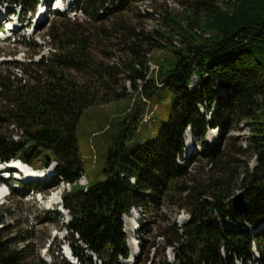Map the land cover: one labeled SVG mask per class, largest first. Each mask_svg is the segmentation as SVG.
Masks as SVG:
<instances>
[{
    "label": "trees",
    "instance_id": "trees-1",
    "mask_svg": "<svg viewBox=\"0 0 264 264\" xmlns=\"http://www.w3.org/2000/svg\"><path fill=\"white\" fill-rule=\"evenodd\" d=\"M146 1L154 0H76V6L92 22L87 24L99 23L104 33L101 26L107 19ZM179 1L183 12L166 11L163 24L168 30H154L153 36L135 32L117 18L112 28L121 42L117 53L99 50L103 61L116 57L112 67L97 61L91 52L97 47L96 30L91 38L89 30L81 28L80 22L71 25L69 18L57 32L47 33L57 47L50 60L0 62V162L20 160L34 169L56 163L51 182L19 186L22 191L40 193L59 182L71 186L62 199L71 216L65 226L70 231L67 240L75 241L71 245L79 264H97L92 255L100 264H121V258L129 257L123 216L132 208L150 213L163 198L189 215L181 228L172 223L160 229L157 235L164 240L163 248L177 251L178 244L191 239L199 245L198 252L195 246H186L177 264H264V0ZM38 2L0 0V5L18 7L25 20ZM133 37L147 48L131 41ZM154 49L171 53L156 59L157 65L151 62L154 68L150 69L148 53ZM14 68H19L21 77L12 72ZM124 82L132 87V107L107 151L102 168L105 179L88 182L87 188L80 186L85 174L75 136L77 124L89 108L128 100ZM164 85L174 97L172 114L154 142L139 141L134 149H127L126 142H132L147 106L154 115L151 94ZM216 88L227 93L217 95ZM241 121L250 128L246 149L231 150L230 138L223 145L220 137L214 145L207 143L208 130L229 132ZM188 131L208 161L205 173L195 170L205 176L203 181L188 172L194 163L192 157H184ZM243 153L254 157V167L249 166L250 157L243 162L235 156ZM241 162L245 169L239 180L236 167ZM182 180L188 185L179 188ZM234 189L244 192L245 214L231 210ZM8 212L9 208L0 207V264H32L28 263L29 250L34 252L32 234L19 229L12 233L16 227L4 224ZM49 215H43L42 223L59 222ZM217 220L235 227L216 224ZM142 248L145 251L144 242ZM141 262L145 263L138 259ZM168 263L166 258L153 264Z\"/></svg>",
    "mask_w": 264,
    "mask_h": 264
},
{
    "label": "rangeland",
    "instance_id": "rangeland-1",
    "mask_svg": "<svg viewBox=\"0 0 264 264\" xmlns=\"http://www.w3.org/2000/svg\"><path fill=\"white\" fill-rule=\"evenodd\" d=\"M66 1H73V3L68 6H66V3H64L65 5L62 8L67 9V13H65L66 15L64 16H60L53 13V8H59L62 6L59 5V0H55V2H53V0H40V4L36 7L35 13L30 17L29 21L31 26L29 28L25 26L26 22L22 25L20 23H17V25L20 27V30L16 32V34L11 35V33L8 31L3 34L4 37L9 35L11 40L8 42L0 41V60H9L10 58L14 59V57L18 54H22L23 60H25L27 57L38 56V52H48L50 55L52 54L50 49L55 50L54 54H56V43H52V41L50 42V40L46 37L47 33L57 32V29L59 27H62V24H65L63 20H67V18L71 17L69 23L72 25V22H80L79 25L81 26V28L89 30V36H91V38H93L94 30H96L98 36L96 39H93V41L97 44V47L95 49L92 48L91 52L97 55V61L99 60V62L112 67L113 63L118 62L116 57L111 55L108 61H103L102 55L99 54V50L102 49L104 53H117L116 49L119 47V44L121 42L117 39L118 35L114 34L112 29L114 27L113 23L117 20V18H120L119 20L123 22V24H127L129 28L132 27V29H135V32H140L143 30L145 33L153 36L154 30L162 31L163 28H165L164 30L166 31L168 30L163 24V22H165L164 18L166 16V11L170 13L183 12V8L180 6L179 0H154L136 3L131 5L133 7L131 11L124 10L123 12L115 13L116 19L113 16H109L111 17V19H107L103 23L104 25L101 26V28H103V30L105 31L103 33L100 29L99 23H96L92 26L87 24L91 21L86 20L85 17L78 12V8L75 5L76 0ZM4 6L5 8H9L8 5L4 4ZM0 9L4 11V16L0 19L2 22L11 18L8 16V13L5 12L4 7H0ZM72 15L75 16L73 17ZM12 18L15 19V16H12ZM12 24L14 25L15 23ZM99 31L101 33V36L99 34ZM31 34L33 37H35L34 41L36 42L37 46L29 45L26 47L20 42V39L19 41L17 39L18 35L30 37ZM123 37L127 36L123 34ZM130 40L134 41L135 43L141 44V42H139V39H137L136 37H133ZM43 41H45L46 43L43 44ZM141 46L147 48L148 45L142 43ZM170 53L171 51L169 49H154L153 51L148 53V56H152L150 62H152V64L154 65H157L156 59L160 60L162 56L167 54L169 56ZM124 54L125 53H123V55ZM150 62H148V65H150ZM164 62L168 61H160V63ZM153 68L154 66L150 65V69ZM123 85L125 87L126 93H128V100L123 99L117 103L109 104L106 106H96L89 108L84 111L77 124L75 136L77 140L79 156L81 158V163L85 174L79 181L80 186L87 188L88 182H101L105 179L104 175L102 174V168L107 151L112 145L113 141L118 137L120 129L119 126L123 117L132 107V100L130 101V99H133V92L131 91L132 87H130L129 82H124L122 86ZM215 93L222 96L225 95L227 91L221 88H216ZM173 98V94L167 85L159 88L157 87L153 91L150 96V103L154 109V115L148 116L145 112L147 116H145L143 120L145 122V118L150 117L149 123H151V125L148 126L146 124H141L138 131L133 134L132 142H126L127 149H134L138 145L139 141L151 143L156 140L158 134L161 131V128L172 114ZM215 106L216 105L212 106L211 111L213 110V108H215ZM200 110L201 112H204L203 108H200ZM249 134L250 128L245 124V122L241 121L235 122L229 132L224 131L223 133H221L220 130H208L206 141L209 145H214L217 143L218 138L220 137V144L223 145L226 144V142L230 138L229 143L233 145V148H231V150L236 151L238 150V148L244 150L246 149V141L248 140ZM185 139L187 148L185 149L186 154L184 155V157H190V159L192 157L194 159V163L188 166L191 167V171H188L190 172V177L199 175L201 181H203L205 176H203V174L199 172H196L195 170L203 171L205 173L209 168V166H205L208 161L200 155L201 147L198 141L197 143H195L192 139L189 138L188 134L187 136H185ZM243 154L244 155L236 154L235 156H237V158L244 162L251 155L249 153ZM230 155H232V152L230 153ZM250 159L251 161L249 162V166L254 167V157H250ZM183 164H185V162ZM244 169L245 166L242 162L240 163L239 167H236L238 175H240L239 180H241L244 176ZM37 171L33 172L36 174L34 175L35 177L32 178L33 180L50 182L55 177V167H53L52 165L49 168H46L45 171L43 169H39ZM42 171H44L43 173L52 171L53 174L46 177L43 176ZM6 173L7 170H3V172H0V179H2L3 174ZM37 175L41 176L42 178H39ZM23 178L24 177H22L21 182L32 183L30 181H25ZM182 182L183 183L179 186V188L188 185V183H186L187 181L182 180ZM0 184L4 183H2L0 180ZM5 185L4 186L7 187L6 189L9 191L6 198L0 201V207L9 208L10 212H8V214L4 216V224L16 227L12 233H16V231L19 229L20 231H22V233L27 230V232H30L32 234L31 243L34 244V252H31L29 250L30 254L28 263L64 264L63 260H67L65 258L66 249L68 247L70 248V246L72 248L71 243L75 244L74 240H67L70 236V231L65 228V226L70 223L71 217L68 213L65 212L64 209L63 212L61 206H51L49 204H45V200L46 197L48 200L53 193L60 194L62 198L64 193L70 191V186L59 182L57 186L53 187V189H51L49 192L40 193L33 189L22 191L23 189L20 188L19 184L15 185L14 188L12 186L8 187V184L6 183ZM14 189L15 191H13ZM178 192L179 191L176 190L173 194V197H176ZM238 192H240V190L234 189L233 196ZM135 210H130V213H128L130 215H126L122 219V232H124L125 237H127L130 256L128 259H121L120 263L130 264V260L132 259L131 251L135 248H139L140 254L136 255L133 258V261H135L137 257H141L142 261L146 259V262L148 260L147 264H152L153 262H160L166 260L167 258L169 262L173 263L176 249H167L168 247L163 248L164 240L163 238H161V236H158L157 233L161 228H164L172 223L175 224L178 228H181L182 224L187 221L185 218L186 213H184V216H182L178 212H182L185 210L179 209L177 205L171 204V202H169L167 198L161 199L156 208L150 210V213H146L143 209ZM48 214H51L49 215L50 220L57 219L59 222L57 224L42 223L43 215ZM221 223L229 228L234 226L229 221H227L226 223L220 222L218 220L216 221V224ZM141 238L143 240L142 243L144 242L145 244V253H143L140 248ZM75 239H77V236L75 237ZM19 246L22 247L23 244L20 243ZM31 254H35L38 259L32 257ZM254 255L256 259L259 258L257 253H254ZM92 259L95 263L100 264L95 255H92ZM146 262L144 264H146Z\"/></svg>",
    "mask_w": 264,
    "mask_h": 264
},
{
    "label": "bare ground",
    "instance_id": "bare-ground-1",
    "mask_svg": "<svg viewBox=\"0 0 264 264\" xmlns=\"http://www.w3.org/2000/svg\"><path fill=\"white\" fill-rule=\"evenodd\" d=\"M1 21V20H0ZM151 63V62H150ZM145 116H147L146 115V113L144 114V116H143V118H142V120L144 119V117ZM149 118L150 117H146L145 118V122H147L148 120H149ZM150 121V120H149ZM49 159V158H48ZM49 161V160H48ZM50 162V161H49ZM51 165L53 166V167H55L56 166V163L55 162H53V163H51ZM50 165V166H51ZM49 166V167H50ZM0 172H3V170H7V173L6 174H3V178L2 179H0L1 180V182L2 183H4V184H0V201H2L4 198H6V196L8 195V191L9 190H7L6 188L7 187H5L6 185H5V182H4V180H9V183H6V184H8L7 186L8 187H10V186H12L13 188L15 187V185H17V184H19V183H27V182H21V179H22V177H24L23 179L25 180V181H30V182H38V181H40V180H33L32 178H34L35 176L34 175H36L35 173H33L34 171H37V170H39V169H34V168H32V167H30V166H28V165H26V164H24V163H22L20 160H12L11 162H9V163H5V164H3V163H1L0 162ZM48 167V168H49ZM44 171H45V169H43ZM44 171H42V173L44 172ZM37 172H40V171H37ZM51 174H53L52 173V171H49V172H47V173H43V176H50ZM2 176V175H1ZM38 176V175H37ZM39 178H42L41 176H38ZM47 179V178H46ZM48 180V179H47ZM46 182V181H45ZM88 182V181H87ZM64 184V183H63ZM5 185V186H4ZM68 185V184H67ZM68 186H70V185H68ZM70 188H71V186H70ZM85 189V188H84ZM71 191V190H70ZM62 192V191H61ZM69 192V191H68ZM67 193V192H66ZM45 195V194H44ZM63 197V196H62ZM42 200H43V198H42ZM46 202H45V204H49V205H51V206H61L62 207V210L64 209V207H63V199L61 198V196H60V194H58V193H53L51 196H50V198L47 200V197H46V200H45ZM49 207V206H48ZM65 210V209H64ZM64 210H63V212H64ZM65 212L66 213H68L66 210H65ZM132 212V211H131ZM130 213V212H129ZM126 215H130V214H126ZM71 217V216H70ZM125 217V215L123 216V218ZM71 221V220H70ZM134 224H135V222H134ZM142 229V228H141ZM191 240H193L194 242H196V240L195 239H191ZM142 238H141V245H140V248H141V251L143 252V253H145V251H143V248H142ZM134 242V241H133ZM188 242V241H187ZM187 242H185V241H182L180 244H178L179 245V247L177 248V251H176V253H175V257H174V262L173 263H171V262H169V263H171V264H177V262H178V260H179V258L181 257V254H185V252H186V246H191V244L190 245H186L185 246V248H184V252H182V250H181V245L182 244H184V243H187ZM66 243H67V241H66ZM70 246V245H69ZM127 246H128V240H127ZM133 246V245H132ZM135 246V245H134ZM172 246V245H171ZM194 246V245H193ZM136 247V246H135ZM195 248H196V250H197V252H198V249H199V245H198V243L196 242V246H195ZM128 249H129V246H128ZM131 250H132V247H131ZM140 251H139V248H135V249H133L132 251H131V256H132V259L130 260V264H136L137 263V261H138V259H141V257H137L136 258V260L135 261H133V258L136 256V255H138V254H140L139 253ZM176 254H179V257L178 258H176ZM129 256H130V249H129ZM65 258L70 262V263H72V264H75V262H76V264H78V260H77V258L75 257V255H74V253H73V250H72V248H71V246H70V248L68 247L67 249H66V253H65ZM129 258V257H128ZM127 258V259H128ZM121 259H123V258H121ZM145 262H146V259L144 260ZM164 261V260H163ZM154 263V262H153ZM152 263V264H153ZM167 263V262H166ZM168 263V264H169ZM137 264H143L142 262L141 263H137Z\"/></svg>",
    "mask_w": 264,
    "mask_h": 264
},
{
    "label": "water",
    "instance_id": "water-1",
    "mask_svg": "<svg viewBox=\"0 0 264 264\" xmlns=\"http://www.w3.org/2000/svg\"><path fill=\"white\" fill-rule=\"evenodd\" d=\"M49 160V159H47ZM247 201L245 200V196H244V192L240 191L238 193H236L232 198H231V210L232 212H234L235 214L238 215H242L245 214L247 211ZM194 245L196 246V242H194L193 240H189L187 243H184L181 245V250L182 252H184V248L186 245ZM179 257V254H176V258Z\"/></svg>",
    "mask_w": 264,
    "mask_h": 264
}]
</instances>
